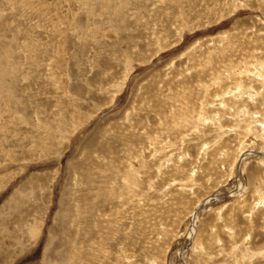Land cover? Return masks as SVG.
Instances as JSON below:
<instances>
[{
	"label": "rangeland",
	"instance_id": "rangeland-1",
	"mask_svg": "<svg viewBox=\"0 0 264 264\" xmlns=\"http://www.w3.org/2000/svg\"><path fill=\"white\" fill-rule=\"evenodd\" d=\"M0 264H264V0H0Z\"/></svg>",
	"mask_w": 264,
	"mask_h": 264
},
{
	"label": "bare ground",
	"instance_id": "bare-ground-1",
	"mask_svg": "<svg viewBox=\"0 0 264 264\" xmlns=\"http://www.w3.org/2000/svg\"><path fill=\"white\" fill-rule=\"evenodd\" d=\"M193 227V226H192ZM190 234H193V233H190Z\"/></svg>",
	"mask_w": 264,
	"mask_h": 264
}]
</instances>
